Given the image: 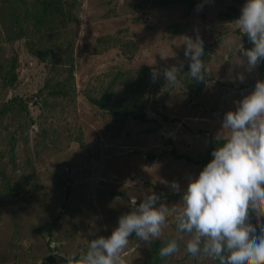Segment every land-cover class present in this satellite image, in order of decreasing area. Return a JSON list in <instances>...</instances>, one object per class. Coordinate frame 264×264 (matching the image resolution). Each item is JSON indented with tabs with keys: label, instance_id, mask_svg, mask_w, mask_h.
Here are the masks:
<instances>
[{
	"label": "rangeland",
	"instance_id": "374dc122",
	"mask_svg": "<svg viewBox=\"0 0 264 264\" xmlns=\"http://www.w3.org/2000/svg\"><path fill=\"white\" fill-rule=\"evenodd\" d=\"M244 2L0 0V264H68L150 192L180 206L170 182L187 187L213 139H227L224 113L264 81L261 66L234 80L244 41L227 13ZM185 34L203 40L204 81L187 74ZM180 64L184 74L166 87L164 69ZM58 83L68 95L52 94ZM104 95L121 114L89 100ZM173 237L180 250L161 258ZM188 238L169 222L150 244L130 236L122 255L127 264H216L188 254Z\"/></svg>",
	"mask_w": 264,
	"mask_h": 264
},
{
	"label": "clouds",
	"instance_id": "9594fccd",
	"mask_svg": "<svg viewBox=\"0 0 264 264\" xmlns=\"http://www.w3.org/2000/svg\"><path fill=\"white\" fill-rule=\"evenodd\" d=\"M202 7L197 5V10ZM234 23L252 45H239V65L244 71L237 72L234 80L243 83L245 72L264 65V0H245ZM181 38L188 59L187 74L191 80L204 81L208 69L202 59L203 40L198 34L195 39L186 34ZM227 43L231 46L233 41ZM182 70L183 64L164 69L166 87L176 83L184 74ZM158 75L153 68L154 82ZM234 103L235 110L224 113L221 120L227 139L214 148L212 159L195 178L189 176L185 189L181 190L177 181L170 182L171 190L180 192L179 207L161 203L155 192L144 195L118 218L110 235L91 239L85 253L78 259L70 258L68 264H127L122 254L129 237L134 234L150 244L161 238L169 222L178 234L189 235L184 248L191 256L207 255L216 264H264V81ZM179 250V239L173 237L158 254L165 258Z\"/></svg>",
	"mask_w": 264,
	"mask_h": 264
},
{
	"label": "trees",
	"instance_id": "16d2710c",
	"mask_svg": "<svg viewBox=\"0 0 264 264\" xmlns=\"http://www.w3.org/2000/svg\"><path fill=\"white\" fill-rule=\"evenodd\" d=\"M239 15H240V10L236 9V8L233 9L230 13H227V16L229 18H231V19H237L239 17ZM240 34H241V36L243 38V41H244V48H250L252 45L249 42L248 37L244 33H240ZM261 63L264 64V61H261ZM260 66H261L262 71H264V65H260ZM52 94L66 96V95H68V91L66 90V87H65V85L63 83H58L56 85L55 89L52 91ZM89 100H90L91 103H93L94 105H96L100 109L108 111V112H110V113H112L114 115H118V114L122 113L121 110L115 109L113 107H110L106 103V95L102 96L99 99L98 98H90ZM134 118L137 119V120L143 121V122H147L148 121L145 113H140V114L134 116ZM223 140H225V139H213L210 152L207 155V158H206V160L204 162L203 167L212 159L211 152L214 150V148L216 146H218L220 143H222ZM173 154L178 159H185L187 161H191V159L187 155H179L175 150L173 151ZM68 196H69V190H68V193H67V197ZM155 246H156V249H159L160 246H161V243L156 242ZM157 262H158V260H155V261L148 260V261H145L142 264H157Z\"/></svg>",
	"mask_w": 264,
	"mask_h": 264
}]
</instances>
